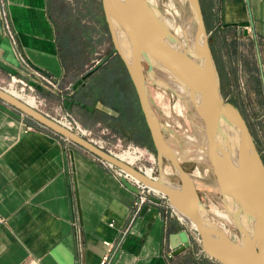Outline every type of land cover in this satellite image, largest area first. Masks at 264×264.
Here are the masks:
<instances>
[{"label":"crops","instance_id":"0c3cea01","mask_svg":"<svg viewBox=\"0 0 264 264\" xmlns=\"http://www.w3.org/2000/svg\"><path fill=\"white\" fill-rule=\"evenodd\" d=\"M4 1L17 43L0 14V84L18 71L22 52L55 80L37 84L40 109L53 117L69 111L89 138L103 142L101 132L109 122L122 123L123 108L93 98L88 84L95 71L87 66L95 60L82 29L61 23L53 0ZM223 17L264 38V0H224ZM121 177L0 99V264H101L106 255L107 264H206L208 254L191 246L173 254L185 226L170 204L150 203L132 220L136 192Z\"/></svg>","mask_w":264,"mask_h":264},{"label":"water","instance_id":"95a60500","mask_svg":"<svg viewBox=\"0 0 264 264\" xmlns=\"http://www.w3.org/2000/svg\"><path fill=\"white\" fill-rule=\"evenodd\" d=\"M189 1L198 21L201 48L191 49L184 45L167 27L164 20L152 11L148 0H102L116 42L117 28H121L126 35V40H122L127 44L129 56L123 52L119 43L117 48L126 63L156 148L160 167L156 179L150 178L137 167L67 128L2 87H0V99L42 125L70 138L106 162L164 193L174 209L183 213L195 224L204 250L213 258L223 264H264V159L245 116L236 105L226 101L221 94L201 0ZM154 58L161 60L168 69L175 72L195 95L194 103L204 121L209 141V161L223 200L227 206H234L237 215L246 217L253 228L250 237L237 225L243 238L240 242H235L202 211V202L195 183L165 139L151 105L143 61L148 63V71H151L156 65ZM90 74L91 72H88L78 79L74 87L83 84ZM221 120L228 121L233 126L239 148L244 149L247 168L244 173L233 169L224 159L223 150L228 139L222 133ZM163 158L172 162L181 183L176 184L163 174ZM121 181L132 191L139 192L138 187L126 177L122 176ZM76 195L79 203L77 186ZM151 198L157 203L162 202L161 198L155 196ZM179 236L181 241L176 246L174 255L190 246L189 234L186 230H182ZM244 238H248L251 242L250 247L242 244Z\"/></svg>","mask_w":264,"mask_h":264},{"label":"rangeland","instance_id":"374dc122","mask_svg":"<svg viewBox=\"0 0 264 264\" xmlns=\"http://www.w3.org/2000/svg\"><path fill=\"white\" fill-rule=\"evenodd\" d=\"M148 1L160 13L167 27L175 33L174 27L182 24L179 12H182L184 1ZM52 3L60 22L82 29L81 41L91 44L90 60L95 61L87 68L95 71V74L89 78L88 84L93 98L102 99L108 106L118 105L123 108V125L109 122L105 132H101L105 136L103 141L105 148L117 154L125 153L129 146L139 148L142 151L141 155L139 151L134 152L133 148L129 149L131 155L136 157L132 165L153 168L154 175L158 177L160 167L156 148L126 63L117 48L119 43L127 50V44L118 36L117 42L114 39L102 0H53ZM186 3L185 16L193 17L194 23L198 26L190 1L187 0ZM201 4L210 48L219 76L221 94L226 101L232 102L241 110L264 158V38L250 26L244 28L238 24L228 25L223 17L224 0H201ZM179 33L180 35L175 34L187 46V38L183 30ZM143 66L155 117L165 139L181 157L180 162L183 168L191 177L193 176L192 179L202 202V211L231 239L240 242L243 234L238 226L229 216L220 213H230L229 209L232 207L225 204L212 165L210 161L201 157V146L193 140L203 133L205 127L195 103L184 100L168 87L159 85L155 80L156 67L148 71L146 61H143ZM259 79L261 84L258 83ZM41 106L42 104H39V107ZM126 112H129V115ZM138 155H140L139 159H137ZM197 167H207L212 174L211 177L207 179L199 177ZM162 169L163 174L171 181L176 184L181 183L169 159L163 158ZM171 208L175 212L172 205ZM175 215L181 218L176 212ZM244 219L247 220L246 217ZM183 225L185 226L183 230L189 234L191 248L199 253L204 251L208 254L202 246L197 228L184 220ZM209 256L206 264H222L211 255Z\"/></svg>","mask_w":264,"mask_h":264},{"label":"bare ground","instance_id":"6f19581e","mask_svg":"<svg viewBox=\"0 0 264 264\" xmlns=\"http://www.w3.org/2000/svg\"><path fill=\"white\" fill-rule=\"evenodd\" d=\"M183 1L184 2H182V12L181 11L179 12V13H181L180 19L182 21V24L175 26L174 29H176V30H174V31L176 34L180 35V33H179L180 30L181 31L183 30V32L187 38V39L185 38L186 44L191 49H195L196 47L201 48L200 31L198 29V26L194 23V18L185 16L184 6L187 4L186 3L187 0H183ZM152 5L153 4H151L152 11L156 15H159L162 18L160 13ZM176 12H177V10H176ZM176 25H177V23H176ZM116 34L120 39L126 40V35L122 31L121 28L116 29ZM122 49H123V52L127 56H129L130 53L126 50V48H123V46H122ZM153 61L156 64L155 65V67H156L155 80L159 85L168 87L173 92L177 93V95L179 97L183 98L184 100H191V101L195 102V99H196L195 95L191 92V90L187 87V85L180 79V77L175 72L168 69L166 67V65L161 60L154 58ZM15 95L19 96V97L21 96L17 93H15ZM25 100L30 104L34 103L33 99L30 100V98H29V100H28V98H26ZM178 105H180V104H178ZM221 129H222L223 135H225L226 138L228 139V143H225L226 149L224 148V150H223L224 159L228 162L229 165H231V167L233 169L235 168L236 170H239V171L244 173L247 169L246 168V158H245V154H244V149L239 148L238 140H237V134H236L235 129L233 128V126L228 121H225V120H221ZM202 132L203 133H200V135L196 136V138L193 140L197 141V143H199L201 146V151H200L201 157L204 159H207L209 161V141H208V137L206 134L205 127L203 128ZM117 156L120 159H122V160H124L130 164H132L136 158L135 156L131 155L130 151H125V153H118ZM177 157L180 160L181 157L179 155H177ZM198 169H197L198 170L197 175L199 177H203V178L205 177L206 179L211 177L212 174L207 167L206 168L199 167ZM148 175H150V174H148ZM174 210H175L176 214H178V216L181 217L182 220H184L188 223L190 222L191 225L196 227L195 224L187 216H185L183 213H180L176 209H174ZM229 210H230V213H227V212H220V213L224 216H229L235 222V224L239 225L240 228L242 230H244L246 232V234L250 237V233L253 232V228L251 227V224L248 223L247 220L245 221L243 215L239 216L235 213L234 206L232 208H230ZM250 243L251 242L248 240V238L247 239L244 238V240L242 241V244L246 247H250Z\"/></svg>","mask_w":264,"mask_h":264},{"label":"built area","instance_id":"2783aa9c","mask_svg":"<svg viewBox=\"0 0 264 264\" xmlns=\"http://www.w3.org/2000/svg\"><path fill=\"white\" fill-rule=\"evenodd\" d=\"M0 14L5 23V27H6L8 34L11 36L14 42L17 43L16 38H15V33L9 21V14H8V10H7L4 0H0ZM18 57L20 61V67L18 68V71L16 73H13L6 83L0 84V87L12 93L13 95H15V93L22 95L20 97L19 96L17 97L21 98L24 101H26L25 100L26 98H32L34 100V103L31 105L41 110L39 107V104H43V98L42 96L40 97L39 93L37 92V84L41 85L42 87L54 86L55 80L48 72L36 67L31 62H29L27 57L22 52L18 53ZM21 113L23 115H26L22 111ZM46 114L49 115L48 113ZM49 116L53 118L54 120H56L57 122L61 123L62 125L66 126L67 128L73 131H76L77 133L87 137L90 141H93L97 145L105 148L103 142H97L94 139H91L87 136L86 129L82 127V125L79 123L77 118L74 115H72L69 111H65L63 114L60 115V117H53L51 115ZM130 148H133L134 152L139 151L140 155L142 154V151H140L139 148L129 146V149ZM107 150L117 156V153L113 152L111 149L108 148ZM128 150H125V151H128ZM140 155H138L137 159L140 158ZM101 160L107 163L108 165H110L112 168H114V170L116 171V173H118V175L126 177L128 180H130L133 184H135L138 187L139 192L136 193V197L133 200L132 208H131L132 209V220L136 219L141 214V212L143 211L146 205L150 203H155V201L151 198L152 196L161 198L162 202H166L167 204H170L167 196L164 193L160 192L158 189L148 186L147 184L143 183L142 181H140L133 175L125 172L124 170L116 166H113L112 164L106 162L103 159ZM136 167L141 172L149 176L150 178L152 179L157 178V176L154 175L153 168H150L145 165H138ZM207 257L209 258L210 256L208 255ZM108 260H109V256L106 255L103 258L101 264H107Z\"/></svg>","mask_w":264,"mask_h":264},{"label":"trees","instance_id":"16d2710c","mask_svg":"<svg viewBox=\"0 0 264 264\" xmlns=\"http://www.w3.org/2000/svg\"><path fill=\"white\" fill-rule=\"evenodd\" d=\"M258 83H260V84H261V80H260V79L258 80Z\"/></svg>","mask_w":264,"mask_h":264},{"label":"flooded vegetation","instance_id":"af4514ba","mask_svg":"<svg viewBox=\"0 0 264 264\" xmlns=\"http://www.w3.org/2000/svg\"><path fill=\"white\" fill-rule=\"evenodd\" d=\"M251 129V128H250ZM136 132V131H135ZM251 132H252V130H251ZM253 134V133H252ZM253 137H254V135H253ZM263 157V156H262ZM264 159V158H263Z\"/></svg>","mask_w":264,"mask_h":264}]
</instances>
